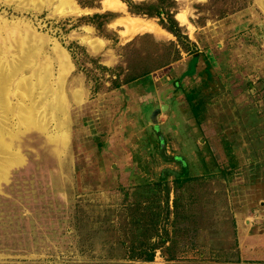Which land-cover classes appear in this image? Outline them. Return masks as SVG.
<instances>
[{
  "label": "rangeland",
  "instance_id": "rangeland-1",
  "mask_svg": "<svg viewBox=\"0 0 264 264\" xmlns=\"http://www.w3.org/2000/svg\"><path fill=\"white\" fill-rule=\"evenodd\" d=\"M174 1L179 41L122 0H0L1 26L45 39L32 60L49 65L48 103L62 73L54 52L70 63L64 117L46 127L57 133L62 121L67 139L53 149L42 132L21 128L10 141L21 161L0 180V264H264L262 8ZM105 11L102 32L84 18ZM135 18L162 32H138ZM170 41L178 59L126 82L168 57ZM183 169L190 179L176 184ZM143 241L154 243L151 260Z\"/></svg>",
  "mask_w": 264,
  "mask_h": 264
},
{
  "label": "bare ground",
  "instance_id": "bare-ground-1",
  "mask_svg": "<svg viewBox=\"0 0 264 264\" xmlns=\"http://www.w3.org/2000/svg\"><path fill=\"white\" fill-rule=\"evenodd\" d=\"M255 1L262 8L264 14V0ZM133 23H135L137 31L142 27L154 32H162L161 29L150 21L135 18L133 19ZM1 25L3 24H0V180L4 179L6 171L10 166L16 165L21 161L20 154L13 151L10 146V141L16 136L18 131L20 132L21 128L35 129L42 132L46 141L53 149H59V144L67 139L62 121H56L58 123L57 133H50L46 127L58 115L64 117L66 108L62 96V84L70 68L66 53L57 49L53 56L62 73L57 79V86L54 89L52 100H49L48 103L46 99L49 94H52V89L49 83H47L50 78L49 65L46 63L37 65L32 60L36 55L35 51L39 49L36 48L37 45L43 43L45 39H37L30 30L24 31L23 35L19 36L18 33L15 36L13 30L11 32L9 27ZM130 32L129 35L131 36ZM5 45H9V47ZM8 52L16 54V57H11L10 54L8 55ZM27 69H32V71L28 76H24L22 72ZM18 91L23 93L22 97L23 95L27 97L28 104L21 102L22 97ZM35 93L37 95H34ZM72 96L76 102L79 101L81 96L80 90L75 89ZM13 98L17 99V102H13ZM45 115L48 116L46 117Z\"/></svg>",
  "mask_w": 264,
  "mask_h": 264
},
{
  "label": "trees",
  "instance_id": "trees-1",
  "mask_svg": "<svg viewBox=\"0 0 264 264\" xmlns=\"http://www.w3.org/2000/svg\"><path fill=\"white\" fill-rule=\"evenodd\" d=\"M76 3L80 6V7H98V2L99 0H75ZM126 7H127V11L130 12L131 14L134 15H144L147 17H152L155 16L158 18V23L159 25L164 28L167 32L171 33L175 39L177 41H179L180 39H184L183 35H181L180 33V27L177 25V22L175 21L174 17H173V13L174 10L170 9L172 7H174L175 1L174 0H152V1H133V0H122ZM111 13L110 12H103V13H93L89 16L84 17L85 20L90 23L91 25H93V27L95 29H97L99 32H102L103 29V25L106 22L107 16H109ZM168 47H170L172 49L171 53H166L165 55H167L168 57H165L163 59H161L160 63L157 64H152L149 65L147 67H143L142 69H138L136 70L137 72H135L134 74H131L128 79L126 80V82H130L132 80H134L135 78H138L140 76H144L145 74H147L149 71H151L152 69L156 68V67H160V66H164L166 64H168L171 61H174L176 59L179 58V50L175 47V44L173 42H169L168 43ZM115 86H117V84H114ZM157 128L156 125L152 126L153 128ZM154 130V129H153ZM181 130H183L181 128ZM159 140V139H158ZM160 144L161 140L158 141ZM192 145V146H191ZM187 150L188 151H192L193 153L196 152V150L194 148L195 145L193 144H188L187 146ZM160 155L162 154V151L160 150ZM180 155H177L176 157H170L171 159L175 160H179V165L180 166H185V159L181 157H179ZM180 159H179V158ZM165 158V157H164ZM167 159V158H166ZM164 176H161L160 179L156 180L155 185H157L160 189L162 190V196L164 197V200L166 201V197L168 195V187L166 185L165 180L162 178ZM190 179V177L188 175L185 174V171L183 169V172L176 174L174 176V182L176 184L178 183H183L185 181H188ZM144 186H147V184L144 185V183L139 184L140 188H143ZM152 186H147L145 187L146 190L151 189ZM174 204H175V200H174ZM155 222V221H154ZM132 243V242H131ZM148 244V246H147ZM130 249L129 250H133V245H127ZM139 247H141L140 251H143L144 256L143 258L145 260H151L152 258V248H154V243H146V241H143L142 243L140 242L138 244ZM146 248V250L142 247ZM139 257V256H137Z\"/></svg>",
  "mask_w": 264,
  "mask_h": 264
},
{
  "label": "water",
  "instance_id": "water-1",
  "mask_svg": "<svg viewBox=\"0 0 264 264\" xmlns=\"http://www.w3.org/2000/svg\"><path fill=\"white\" fill-rule=\"evenodd\" d=\"M166 107H167V105H166V104H163V103H162V104H160V111H161V110H163V109H165Z\"/></svg>",
  "mask_w": 264,
  "mask_h": 264
}]
</instances>
